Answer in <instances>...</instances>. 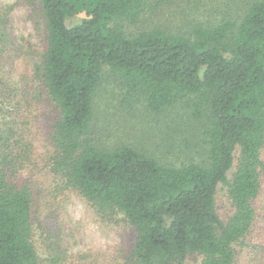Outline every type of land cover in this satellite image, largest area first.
Segmentation results:
<instances>
[{
    "label": "trees",
    "instance_id": "1",
    "mask_svg": "<svg viewBox=\"0 0 264 264\" xmlns=\"http://www.w3.org/2000/svg\"><path fill=\"white\" fill-rule=\"evenodd\" d=\"M24 1L38 4L46 31L45 50L29 70L39 84L34 98L43 93L58 116L43 153L23 119L0 121V264H67L70 257L60 232L41 227L45 188L32 170L40 163L39 174L79 193L99 217L132 226L128 247L105 264H236L252 244L264 183V0H242L216 22L178 30L139 24L169 0ZM107 83L122 108H182L199 131L202 161L175 165L96 139ZM15 90L0 72V119ZM220 187L232 207L225 215L217 208ZM94 257L90 264H99Z\"/></svg>",
    "mask_w": 264,
    "mask_h": 264
},
{
    "label": "rangeland",
    "instance_id": "2",
    "mask_svg": "<svg viewBox=\"0 0 264 264\" xmlns=\"http://www.w3.org/2000/svg\"><path fill=\"white\" fill-rule=\"evenodd\" d=\"M169 1L158 3L156 11H147L139 24L145 27L160 24L170 30L188 29L197 21L216 22L220 16L239 11L243 5L242 0ZM0 23L3 32L0 51L4 49L0 72L16 87L15 98L5 113L6 120L0 121L10 120L18 124L23 119L28 131L38 138L35 141L37 152L43 153L47 148L48 129L58 115L54 104L43 93L34 98L39 84L29 73L32 58L40 56L46 47V31L38 4L33 6L24 0H0ZM119 95L112 84L107 83L98 98L96 139L107 146L127 143L147 149L162 161L175 165L191 159L202 161L205 147L198 141L199 131L186 118L182 108L173 107L160 114L137 108L125 109L119 103ZM172 126H179L183 132L180 135L171 133ZM43 167L44 164L40 163L37 170L32 168L39 176L36 177L38 186L45 188L39 192L42 206L37 213L43 219L41 227L51 234L60 232L70 247L67 264H90L95 261L94 255L99 257L97 263H109L121 248L128 247L133 238V228L124 218L107 220L99 217L79 193L59 187L50 174H39ZM50 187L51 191L48 190ZM46 199L49 200L47 205ZM258 205L260 216L250 238L252 244L241 250L236 264H264V183ZM217 208L221 215L232 210L227 190L223 187L218 191ZM42 232L37 226L38 237ZM253 244L258 247H253ZM197 261L199 259L191 258L189 264H197ZM112 264L120 263L114 261Z\"/></svg>",
    "mask_w": 264,
    "mask_h": 264
}]
</instances>
